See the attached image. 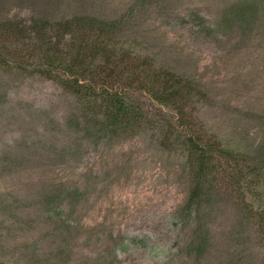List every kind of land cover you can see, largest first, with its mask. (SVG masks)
Here are the masks:
<instances>
[{"label":"rangeland","instance_id":"obj_1","mask_svg":"<svg viewBox=\"0 0 264 264\" xmlns=\"http://www.w3.org/2000/svg\"><path fill=\"white\" fill-rule=\"evenodd\" d=\"M242 1L0 0V22L113 23L107 46L188 84L195 135L243 159L190 199L167 124L104 129L96 108L0 65V264H264V3L232 19ZM41 46L0 35L17 62Z\"/></svg>","mask_w":264,"mask_h":264},{"label":"trees","instance_id":"obj_2","mask_svg":"<svg viewBox=\"0 0 264 264\" xmlns=\"http://www.w3.org/2000/svg\"><path fill=\"white\" fill-rule=\"evenodd\" d=\"M241 3L239 14L235 13L232 19L256 14L264 0H243ZM111 28L113 23L89 18H73L55 24L33 20L0 22V35H19L22 40L32 35L34 41L42 43L41 47H31L29 53H24L25 63L17 62L20 48L6 50L1 47L0 65L39 74L72 95L77 102L96 108L99 112L97 124L104 129L127 130L145 121L167 124L168 135L181 141L188 157L189 172L195 185L190 199L199 196L206 186L210 192L216 164L222 159L229 162L243 159L227 151L216 140L198 138L185 116V89L182 86H190L167 72L138 63L130 55L115 54L103 39ZM66 35L69 38H65ZM166 109L171 112L170 120L166 117ZM172 121L177 125L182 122L180 127L184 126L185 132L179 134ZM250 175L253 178L255 173Z\"/></svg>","mask_w":264,"mask_h":264}]
</instances>
